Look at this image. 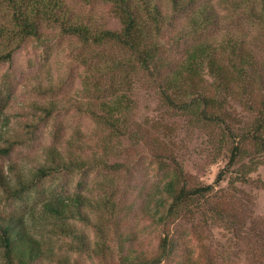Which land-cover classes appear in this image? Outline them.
<instances>
[{"label":"trees","instance_id":"1","mask_svg":"<svg viewBox=\"0 0 264 264\" xmlns=\"http://www.w3.org/2000/svg\"><path fill=\"white\" fill-rule=\"evenodd\" d=\"M97 1L114 7L123 26L120 31L73 20L61 0H0V66L12 65L16 54L30 41L47 44L56 39L53 29L59 28L60 38H75L81 43L78 60L92 71L83 81L90 96L80 111L110 136L142 139L141 128L133 119L138 108L136 92L142 87L157 92L171 111L208 125L212 129L213 161L227 151L229 162L211 185L174 164L149 219L150 226L160 230L155 248L138 246L136 233L123 230L113 195L51 197L44 201L41 215L56 229L54 233L71 240V249L105 263L202 264L199 257L189 254L183 259L181 251L190 241L178 232L182 222H191L195 232L213 226L233 231L227 205L237 199V185L257 182L264 188L263 180L252 179L264 165V0L232 2L247 22L258 27L256 36L251 31H227L220 40V22L211 5L194 12L195 0H170L173 12L169 16L160 8L159 0ZM232 103L253 114L254 119L241 125L231 113ZM39 109L43 114L39 121H45L58 112L59 106L53 103ZM214 128L221 131L217 133ZM5 143L0 146V155L9 156L19 141ZM67 155L51 148L45 164L8 168L7 174L0 172V188L21 198L52 174L75 168L83 171L93 164L81 156ZM98 163L100 167L120 168V164ZM227 175L232 177L226 194L216 188ZM73 221L92 226L97 240L92 241ZM262 240L254 244L261 252ZM0 257L4 264H45L59 259L62 264H71L68 258L49 253L24 217L4 212H0ZM206 260L209 263L205 264H219L212 255Z\"/></svg>","mask_w":264,"mask_h":264},{"label":"rangeland","instance_id":"2","mask_svg":"<svg viewBox=\"0 0 264 264\" xmlns=\"http://www.w3.org/2000/svg\"><path fill=\"white\" fill-rule=\"evenodd\" d=\"M61 1L75 21L82 20L94 28L106 30L120 31L123 27L110 4L97 0ZM233 1L240 4L243 0H195L192 11L198 12L206 5L214 8L221 29L218 40L227 31H251L256 36L258 27L246 21L242 11L232 6ZM158 4L169 16L172 14L170 0H159ZM53 31L56 39L47 44L30 41L19 50L12 65L0 66V146L6 145V140L19 141L9 156L0 155V172L7 174L8 168L29 169L45 164L47 151L51 148L66 157L70 153L81 156L93 164L83 171L75 168L52 174L39 188L21 198L6 194L0 188V212L24 217L45 249L68 258L71 264H117V260L105 263L98 257L71 249V240L54 233L56 229L52 224L44 222L41 215L44 201L71 194L91 198L113 195L121 211L119 218L123 230L136 233L138 246L155 248L160 230L151 227L149 219L155 211L154 205L166 175L174 164L179 163L199 182L211 185L226 168L229 153L224 151L214 162L210 143L212 129L171 111L157 92L142 87L136 92L138 108L133 114L134 122L141 128L142 139L119 140L110 136L80 111L90 96L84 91L83 81L87 74H92L78 60L81 43L75 38H60L59 28ZM53 103L59 106L58 112L39 121L43 115L40 106ZM231 113L242 122L241 125L254 119L253 114L237 103H232ZM213 130L221 131L219 128ZM98 162L120 164V168L100 167ZM231 177L227 175L216 190L227 194ZM252 179L264 181V165L252 174ZM237 187L240 191L237 199L227 205L234 230L213 226L195 232L191 222H182L178 232L190 241L181 251L183 259L189 254L199 257L205 264L209 263L207 255H212L219 264H264V250L262 253L254 246L260 238L264 244V188L257 182L249 186L238 184ZM73 224L92 241L97 240L92 226L80 221H73ZM62 261H47L45 264H62ZM0 264H4L1 257Z\"/></svg>","mask_w":264,"mask_h":264}]
</instances>
